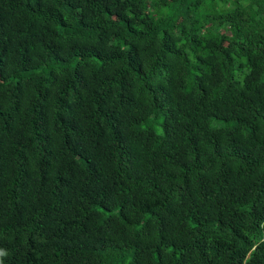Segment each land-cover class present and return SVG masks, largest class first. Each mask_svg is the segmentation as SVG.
Segmentation results:
<instances>
[{"label":"trees","instance_id":"16d2710c","mask_svg":"<svg viewBox=\"0 0 264 264\" xmlns=\"http://www.w3.org/2000/svg\"><path fill=\"white\" fill-rule=\"evenodd\" d=\"M2 264H264V0H0Z\"/></svg>","mask_w":264,"mask_h":264},{"label":"clouds","instance_id":"9594fccd","mask_svg":"<svg viewBox=\"0 0 264 264\" xmlns=\"http://www.w3.org/2000/svg\"><path fill=\"white\" fill-rule=\"evenodd\" d=\"M4 255H6V253L3 252V251H0V257H2V256H4ZM0 264H2V261H0Z\"/></svg>","mask_w":264,"mask_h":264}]
</instances>
